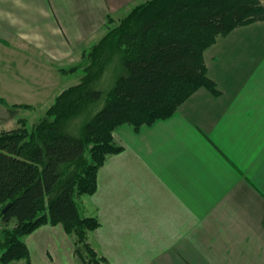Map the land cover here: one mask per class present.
Segmentation results:
<instances>
[{"label":"crops","instance_id":"0c3cea01","mask_svg":"<svg viewBox=\"0 0 264 264\" xmlns=\"http://www.w3.org/2000/svg\"><path fill=\"white\" fill-rule=\"evenodd\" d=\"M144 1L0 0V85L53 102L83 75L108 19ZM204 58L217 95L201 88L172 116L114 132L122 150L88 197L108 264H264V21L218 38Z\"/></svg>","mask_w":264,"mask_h":264},{"label":"trees","instance_id":"16d2710c","mask_svg":"<svg viewBox=\"0 0 264 264\" xmlns=\"http://www.w3.org/2000/svg\"><path fill=\"white\" fill-rule=\"evenodd\" d=\"M262 21L259 0H146L113 27L108 19L106 34L83 53L78 83L59 93L30 131L0 132V264L27 259L21 237L48 222L64 226L77 256L93 259L87 234L100 224L83 216L76 198L95 192L99 168L122 150L114 130L168 118L201 88L217 95L204 52L220 36ZM83 102L99 107L75 131L69 122ZM0 103L10 118L28 107Z\"/></svg>","mask_w":264,"mask_h":264},{"label":"rangeland","instance_id":"374dc122","mask_svg":"<svg viewBox=\"0 0 264 264\" xmlns=\"http://www.w3.org/2000/svg\"><path fill=\"white\" fill-rule=\"evenodd\" d=\"M115 23H117V22H115ZM115 23L110 24V27H113L115 25ZM241 27H243V26H241ZM192 35H194V34H192ZM195 35H196V33H195ZM225 36H227V35H225ZM220 37H224V36H220ZM211 47L212 46H210L209 48H211ZM219 49H222L221 53L225 54V52L223 50L224 48L219 47L218 51H219ZM205 52H204V54H205ZM82 60H83V54H82ZM204 62H205V68L207 71L206 74L209 77L205 59H204ZM2 69L6 70V68L3 66V63L2 64L0 63V72L2 71ZM82 77H83V75L78 79V81ZM8 79H9V81L11 80L14 82L19 81V80L20 81H26V82H33L35 78H33L31 76L30 77L23 76V77L18 78L16 76L12 75V76H8ZM209 79H211V78L209 77ZM78 81L76 83H78ZM214 84L216 85L215 82H214ZM100 85H101V87H103V89L108 88L107 85H102V84H100ZM28 91H30V92L20 93V92H18V90H15L14 88L4 89V86L0 85V97L4 98L9 105H10V103L13 104L12 102L24 103V102H20V101H23V99H27V100L32 101L34 103V104H32L34 106L28 105L27 108L18 109L17 114H15V116L12 118H10L8 116V110L6 109V107L4 105L0 104V132L1 131H7V130L19 129L22 127L26 128L27 131H30L32 129L33 125L35 123H37L43 117L46 110L54 102V101L52 102V98H49L51 96V93L50 94H47V92L36 93L37 91H34L33 89H28ZM54 95H56V94H53L52 97ZM15 101H17V102H15ZM79 107H81V110L76 115L73 114L75 116L72 118V121L69 122L70 123L69 128H71V129L73 128L75 131H78V129L81 128V125L86 120V118L94 110H96L99 107V103H97L96 105L91 104V103L87 105V103L83 102V103H81V105ZM115 130H114V132H115ZM114 132H113V136H114ZM110 156H112V155H110ZM100 168H99V170H100ZM99 170H98V172H99ZM64 171H65V176L69 177L70 174L73 172V166L71 165L69 167H66ZM97 175H98V173H97ZM96 187H97V177H96ZM92 195L78 196L76 198L77 205H78L79 209L81 210V213L85 217L96 216V215H90L92 211L90 210V207L88 205V197H90ZM47 202H48V197L46 198V201H45L46 205H47ZM43 214H46V211H42L40 213V215H43ZM97 219H98L99 224H100V220L98 217H97ZM12 225L13 224H11L9 226V228H11ZM98 228H96L95 230H93L87 234V242H89V244H91V247L96 254V256L93 259H92V257L89 256L88 259L84 260V259L80 258L79 256H77L75 254V246H74L73 238L65 230L64 226L60 223L51 224L50 222H48V223H45V224H42V225L36 227L30 233L23 235L21 237V241L27 247L28 256H27V259H19V260L15 261L13 264H108L106 258L103 257L99 253V251H97V249H96V247L92 241L93 233ZM2 229H3V227H2V225H0V231ZM69 246L71 247L70 248V250H71L70 255H72V257H70V258H69V253H68ZM2 252H3L2 247H0V257L2 255ZM101 258H104L105 263L101 260ZM100 260H101V262H100Z\"/></svg>","mask_w":264,"mask_h":264},{"label":"water","instance_id":"95a60500","mask_svg":"<svg viewBox=\"0 0 264 264\" xmlns=\"http://www.w3.org/2000/svg\"><path fill=\"white\" fill-rule=\"evenodd\" d=\"M10 206V204H7L2 211H4L5 209H7Z\"/></svg>","mask_w":264,"mask_h":264}]
</instances>
